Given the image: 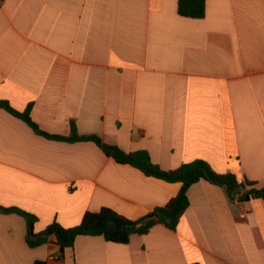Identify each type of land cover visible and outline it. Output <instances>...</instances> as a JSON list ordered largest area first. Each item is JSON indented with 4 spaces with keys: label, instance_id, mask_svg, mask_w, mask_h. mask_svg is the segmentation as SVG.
<instances>
[{
    "label": "crops",
    "instance_id": "0c3cea01",
    "mask_svg": "<svg viewBox=\"0 0 264 264\" xmlns=\"http://www.w3.org/2000/svg\"><path fill=\"white\" fill-rule=\"evenodd\" d=\"M0 0V100L45 133L145 151L164 171L197 160L264 188V0ZM116 163L93 142L37 135L0 108V206L77 227L103 208L140 221L181 191ZM176 231L128 245L79 237L31 248L24 218L0 213V264H264V201L201 181Z\"/></svg>",
    "mask_w": 264,
    "mask_h": 264
},
{
    "label": "trees",
    "instance_id": "16d2710c",
    "mask_svg": "<svg viewBox=\"0 0 264 264\" xmlns=\"http://www.w3.org/2000/svg\"><path fill=\"white\" fill-rule=\"evenodd\" d=\"M207 0H179L178 13L181 17L192 20H203L206 17ZM0 108L12 116L26 122L33 131L46 139L67 142H93L105 155L121 165L131 166L145 176L164 181L169 184H181L179 194L171 199L164 207L156 208L151 214L140 221H131L116 211L103 208L99 212H88L84 215L81 223L74 228L66 229L57 222L49 225L44 232L36 234L35 225L37 217L16 208H3L1 214H15L25 219L28 228L27 242L31 248H39L55 241L61 250L73 248L79 237H103L107 242L128 245L134 235L144 236L157 224H164L171 231H176L179 223L189 208L188 192L195 184L206 181L212 185L223 188L232 201L249 202L251 200L264 201V188L258 189L256 183L248 180L240 181L236 175L219 174L205 161L197 160L184 164L178 169L164 171L153 164L149 154L145 151L125 153L120 148L109 146L96 136L81 137L73 126L69 137L51 136L43 132L32 120L30 108L20 113L8 102L0 100ZM35 264H45L36 262Z\"/></svg>",
    "mask_w": 264,
    "mask_h": 264
}]
</instances>
